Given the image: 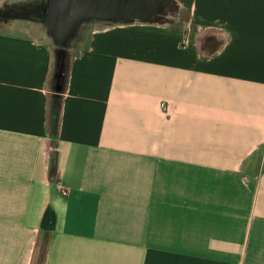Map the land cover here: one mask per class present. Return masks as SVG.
I'll use <instances>...</instances> for the list:
<instances>
[{"label":"crops","instance_id":"1","mask_svg":"<svg viewBox=\"0 0 264 264\" xmlns=\"http://www.w3.org/2000/svg\"><path fill=\"white\" fill-rule=\"evenodd\" d=\"M174 4L88 28L65 87L0 30V264H264V0Z\"/></svg>","mask_w":264,"mask_h":264},{"label":"rangeland","instance_id":"2","mask_svg":"<svg viewBox=\"0 0 264 264\" xmlns=\"http://www.w3.org/2000/svg\"><path fill=\"white\" fill-rule=\"evenodd\" d=\"M50 0H0V30L20 35H32L46 41L52 50V74L50 86L56 82L66 85V75L69 73L72 55L79 49L81 38L88 28L101 23L116 21L118 23H172L178 16V9L174 4L176 0H153L154 8L145 10L141 16L134 17H90L82 20L74 34L65 43L56 40L50 32L47 23L46 7ZM186 13V12H185ZM176 14V15H175ZM185 15V14H184ZM78 39V41H76ZM66 71L64 72V70ZM49 82V81H48ZM63 87V86H62ZM58 99L56 103L58 106Z\"/></svg>","mask_w":264,"mask_h":264},{"label":"water","instance_id":"3","mask_svg":"<svg viewBox=\"0 0 264 264\" xmlns=\"http://www.w3.org/2000/svg\"><path fill=\"white\" fill-rule=\"evenodd\" d=\"M154 3L153 0H50L46 7L47 23L55 39L65 43L82 20L141 16Z\"/></svg>","mask_w":264,"mask_h":264},{"label":"trees","instance_id":"4","mask_svg":"<svg viewBox=\"0 0 264 264\" xmlns=\"http://www.w3.org/2000/svg\"><path fill=\"white\" fill-rule=\"evenodd\" d=\"M66 71V69L64 70V72ZM69 73L66 75V78H68ZM67 82V80H66ZM63 86L65 87V84H63ZM47 236L46 233H40L38 235V238L36 240L35 246H34V250H33V255H32V259H31V263L30 264H43L45 255H46V247H47V240H46Z\"/></svg>","mask_w":264,"mask_h":264},{"label":"built area","instance_id":"5","mask_svg":"<svg viewBox=\"0 0 264 264\" xmlns=\"http://www.w3.org/2000/svg\"><path fill=\"white\" fill-rule=\"evenodd\" d=\"M160 106H161V110L163 112H168V105H166L165 102H161ZM61 191H62L63 194H67V192H68V190L66 188L62 189Z\"/></svg>","mask_w":264,"mask_h":264}]
</instances>
